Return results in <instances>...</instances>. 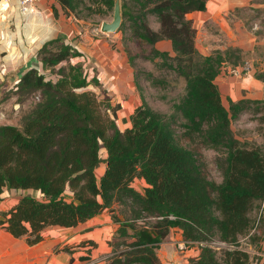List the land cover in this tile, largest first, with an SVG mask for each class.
Wrapping results in <instances>:
<instances>
[{
	"label": "trees",
	"instance_id": "1",
	"mask_svg": "<svg viewBox=\"0 0 264 264\" xmlns=\"http://www.w3.org/2000/svg\"><path fill=\"white\" fill-rule=\"evenodd\" d=\"M58 1L72 11L79 7V0ZM93 1L114 10L115 0ZM121 2V26L153 47L148 57L162 71H142L130 55L137 86L142 89L143 73L155 87H167L175 75L184 91L169 111L143 98L130 115L132 125L122 129L109 92L100 96L88 88L101 84L97 75L73 62L81 50L60 36L47 40L38 50L42 67L29 68L13 88L19 119L0 124V194L34 189L42 197L24 193L1 212L0 225L35 244L47 226H76L118 201L126 210L112 214L120 240L112 242L110 264H162L157 248L175 225L184 240L200 246L191 264H251L254 257L264 264V143L241 140L232 127L250 104L261 110L264 99L229 98L226 106L216 82L227 61L240 62L242 48L198 49L188 14L206 9L208 0ZM163 39L171 40L172 51L156 47ZM255 75L264 81V70ZM29 97L36 99L22 114ZM209 148L221 179L210 173ZM136 177L145 179L143 191L132 184Z\"/></svg>",
	"mask_w": 264,
	"mask_h": 264
},
{
	"label": "rangeland",
	"instance_id": "2",
	"mask_svg": "<svg viewBox=\"0 0 264 264\" xmlns=\"http://www.w3.org/2000/svg\"><path fill=\"white\" fill-rule=\"evenodd\" d=\"M57 4L61 13H59V17H62L64 21L62 29L71 34V36H69L70 34L60 32L63 34L58 36L64 38L65 42L73 44L74 47L78 46L77 48H79V50L82 52L81 55L73 57V62L79 60V62L82 64L86 63L87 66H93L96 69V60L99 61V59L102 58V53L105 52L104 54L108 57L113 55L118 56L120 63L125 61L129 62V65L133 68L132 71H135L136 66L142 71H154L157 74L162 73V71L156 69L155 63L148 57L153 47L149 44L143 43L136 35H134L129 26L123 25L115 33H112L115 36L114 38H118L120 41L121 44L119 46L113 39L105 40L103 34L106 35V33L110 32L102 31L101 24L104 20L113 19V9H108L106 6L102 5L101 3L94 2L93 0H79V7L76 9V11H72L67 7H63L59 2ZM228 9L230 8L225 7L219 13L227 11ZM156 19L157 18L152 14L149 16V23H151L154 27L158 26ZM69 22H73L77 28L72 33L71 29H69L70 25L66 27V23ZM217 22L226 28H229V23L235 29L236 33H243V36L246 37V40L248 39L246 46L241 47L239 45L232 44V46H238L242 48L241 60L237 64L227 61L223 66V70L216 78V82L220 87L224 103L226 106H230L229 98H232L233 100H238L242 97L257 98L255 97L257 94L252 91L250 87L254 84L256 79L259 80L256 77L255 72L258 70H264V0H252L249 5L237 8L234 7L227 13H223L222 16L215 15L213 21L206 22L202 31L197 30L200 37L199 40L203 45H207L211 52L215 51L216 49H225L227 46H229L227 41L232 40L231 38L229 40L227 39L229 36V29H223L224 36H219L221 35L222 27ZM206 34H211V37H209L208 40H206ZM86 37L90 39H87ZM210 38L211 41L208 42ZM243 43H245V40H243ZM165 45V42H162V47ZM39 49L40 48H38V50ZM84 54H86V57L84 56L85 61L83 60L82 56ZM0 55L1 64V60H3L4 57L2 56V53ZM130 55L134 56L135 66L131 64ZM87 58L89 59L87 60ZM15 65H17V63L13 64L12 67H15ZM234 69H238L239 71L235 72ZM9 82L10 80L7 81V83ZM140 82L142 89L137 86L135 80L137 88L135 97L132 100L133 103L139 100L142 102L143 98H145V100L150 105L163 111H169L173 97L184 91V81L182 78L175 77V75L171 77V83L167 87L152 86L145 79L144 73L142 74V79ZM88 88L95 90L100 96L105 91L103 86L96 85L94 83H91ZM109 93L111 94V91ZM127 93L131 94V91L124 92V94ZM258 95H262L258 98L264 99V92ZM35 99V97H29L25 99L22 107V114L26 110V107H28V105L32 102V100ZM17 101V94L14 93V89L12 88L8 90L7 85H1L0 102H6L7 106L4 105L6 107H2V109H0V124L4 123L8 117H12L14 119L13 122L19 119L20 110L18 111V109L14 107V104ZM260 106H262L261 110L255 111V105L250 104V108L241 113L239 117L233 118L232 127L235 131V134L241 140L247 141L249 143H264V103H261ZM129 114L130 109H128L127 106L122 107L119 111L118 121L122 128L125 127V119H122V117H127ZM205 154L209 162L211 175L216 179H221V171L218 169L215 163L216 151L210 148L205 149ZM101 156L103 159H105L107 156V151L105 148L101 149ZM104 166L105 162L103 161V163L98 168V175H100ZM132 184L137 189L142 191L144 190L145 186L140 179H135ZM24 193L42 197L41 192L34 189H24L20 192L22 195ZM262 206L264 213V204ZM3 210L5 209L0 210V215ZM124 210H126V206L116 201L111 207L105 208L100 214L101 221H99V223L103 222L100 225L104 227L105 230H107L106 235L108 238L107 240L104 239L103 247L96 249L99 250L98 256H102L106 253L108 254L105 256V260L109 258V256L114 252V246L112 242L116 243L120 240V237L117 234L116 222L113 220L112 214L113 212H116L120 216H124ZM99 223L96 225H99ZM61 233L69 235L74 233V229H61ZM216 245L218 248L221 246V244ZM157 251L162 260V264H173V261H176L178 264H191L189 262V258L199 254L200 246L198 244L185 242V240L182 238L181 229L175 225L172 226L166 240L158 246ZM109 260L110 259L107 260L108 264H110ZM257 262V257H254L251 264H257Z\"/></svg>",
	"mask_w": 264,
	"mask_h": 264
},
{
	"label": "crops",
	"instance_id": "3",
	"mask_svg": "<svg viewBox=\"0 0 264 264\" xmlns=\"http://www.w3.org/2000/svg\"><path fill=\"white\" fill-rule=\"evenodd\" d=\"M251 1L252 0H208L206 9L194 10L190 12L188 16L193 18L197 30L202 31L206 22L213 21L215 15L222 16L223 13H227L234 7L237 8L249 5ZM58 2L57 0H41L37 4L38 12L33 13L30 10H24L18 0H0V54L2 53L5 59L1 60L0 64V87L1 85H7L8 90L12 89L16 86L22 74L29 68L36 67L40 69L42 67V62L38 56V48L48 39L63 34L60 32L70 34L62 29L64 21L62 17H59L60 10L58 8ZM60 5L62 4L60 3ZM225 7L230 9L219 13ZM70 22L66 23V27L70 25L69 29H71L72 33L77 28L73 22ZM221 27V35L219 36H224L223 29H229V36L227 39H232L227 41L229 45L246 46L248 39L246 40L243 33H236L235 29L229 23V28L223 25H221ZM115 32L106 33V35L103 34V37L105 40L113 39L119 46L121 44L120 41L118 38L115 39L114 34H112ZM210 35L206 34V40L211 37ZM69 36H71V34ZM86 38L90 39L88 37ZM199 39L200 37L197 32L196 45L198 49L204 54H209L211 52L209 47L203 45ZM243 40H245V43H243ZM210 41L211 38L208 42ZM162 42L166 44L164 47H162ZM156 47L163 50H173L172 42L168 39L158 41ZM104 53L105 52L102 53V58H100L99 61L96 60V69L93 66H89L90 77L96 74L103 89L108 92L111 91V94H109L113 105L116 107L118 123V114L121 108L127 106V108L130 109V114L127 115V117H122V119H125L124 128H126L132 125L130 119L131 113L136 106L142 103L139 99V101L135 103L132 101L135 97L137 88L134 70L132 71L133 68L129 65V62L125 61L126 63H120L118 56L113 55L108 57ZM85 55L86 54L82 55L84 61ZM89 58H87V60ZM15 63H17V65L12 67ZM8 80H10L9 83H7ZM250 89L257 94L255 97H261L262 95L258 94L264 92V81L256 79ZM129 91H131V94H124V92ZM4 105H6V102H0V109L7 106ZM14 107L18 109V111L20 110L19 103L16 102ZM13 121L14 119L12 117H8L5 120V122ZM98 168L96 170L97 175ZM104 170L105 166L101 173L99 172L100 175L98 176H101ZM135 179H140L144 186L147 185L144 178L136 177ZM21 191L22 190H17L15 188H4L3 192L0 194V210L9 209L14 206L22 196V194H20ZM100 214L101 213L84 222H80L77 226H47L43 231V240L35 244H29L24 236H14L0 225V264H108L107 259H104L108 254L106 253L102 256H98L99 250L96 249L103 247L104 239L107 240L108 238L106 235L107 230L100 225L103 222L99 223V221H101ZM98 223L99 225H96ZM72 228L74 229V233L72 234L67 235L61 233V229Z\"/></svg>",
	"mask_w": 264,
	"mask_h": 264
},
{
	"label": "water",
	"instance_id": "4",
	"mask_svg": "<svg viewBox=\"0 0 264 264\" xmlns=\"http://www.w3.org/2000/svg\"><path fill=\"white\" fill-rule=\"evenodd\" d=\"M123 21V10L121 0H115L114 13L112 20H104L101 24V30L104 32H115L117 31ZM173 264H178L173 261Z\"/></svg>",
	"mask_w": 264,
	"mask_h": 264
},
{
	"label": "built area",
	"instance_id": "5",
	"mask_svg": "<svg viewBox=\"0 0 264 264\" xmlns=\"http://www.w3.org/2000/svg\"><path fill=\"white\" fill-rule=\"evenodd\" d=\"M2 1H11V0H2ZM21 7L24 9V10H30L31 12L35 13V12H38V8H37V4L38 2H40L41 0H18ZM235 72H238L239 70L238 69H234ZM185 242H187L185 240ZM188 243V242H187ZM214 245L216 244H223L222 242H212Z\"/></svg>",
	"mask_w": 264,
	"mask_h": 264
}]
</instances>
